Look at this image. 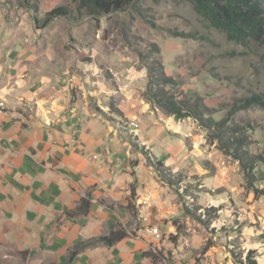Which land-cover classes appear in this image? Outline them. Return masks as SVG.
I'll list each match as a JSON object with an SVG mask.
<instances>
[{
    "label": "rangeland",
    "instance_id": "374dc122",
    "mask_svg": "<svg viewBox=\"0 0 264 264\" xmlns=\"http://www.w3.org/2000/svg\"><path fill=\"white\" fill-rule=\"evenodd\" d=\"M58 5L69 16L45 26L66 54L73 93L122 130L132 114L136 126L163 125L173 146L160 158L169 182L156 174L176 233L164 237L174 245L183 239L197 264H238L249 251L264 264V107L241 108L264 96V45L227 39L186 0H133L100 14L79 0ZM47 7L41 4L43 19ZM162 71L170 84L156 81ZM169 101L204 114L167 113ZM159 133L149 129L158 154L166 144ZM235 137L253 169L225 147Z\"/></svg>",
    "mask_w": 264,
    "mask_h": 264
},
{
    "label": "crops",
    "instance_id": "0c3cea01",
    "mask_svg": "<svg viewBox=\"0 0 264 264\" xmlns=\"http://www.w3.org/2000/svg\"><path fill=\"white\" fill-rule=\"evenodd\" d=\"M59 1L38 0L32 11L23 0H0V264H197L183 239L164 237L176 234L164 192L131 144L136 137L163 163L173 147L163 125L136 126L132 114L122 130L73 93L63 47L43 25L41 4L50 10ZM149 129L166 140L159 154ZM132 184L135 220L127 208ZM88 196L85 214H67ZM117 225L126 238L88 246L65 263L75 244ZM147 225L159 228V240Z\"/></svg>",
    "mask_w": 264,
    "mask_h": 264
},
{
    "label": "trees",
    "instance_id": "16d2710c",
    "mask_svg": "<svg viewBox=\"0 0 264 264\" xmlns=\"http://www.w3.org/2000/svg\"><path fill=\"white\" fill-rule=\"evenodd\" d=\"M133 0H79V8L89 7L93 14L95 13H110L111 11L121 10L126 4ZM192 3L195 12L202 18L207 20L209 24L217 30L225 33L227 39L241 43L243 45L248 42H254L260 45H264V0H186ZM24 4H31L35 6V11L38 9V0H23ZM69 16L68 8L65 6H57L46 12L43 25L48 24L52 20L58 17L67 18ZM171 77L167 76L163 71L159 75V79L156 81L163 84H170ZM151 90V89H150ZM150 97L158 102L163 108L166 107V103H162L158 97L157 92L148 93ZM260 105L264 107V96L259 94H254L251 97L244 100L241 108H246L251 105ZM187 106L178 105L174 101H169V106L167 107V113L182 114L184 112L189 116H194L197 119H201L204 111L198 113L197 111H189ZM131 136V134H130ZM132 147L138 149L146 158L148 165H151L155 172L158 174L159 178L164 182H169L167 179V173L164 171V167L160 160L152 157L144 146L137 143L136 137L131 138ZM246 144L243 140L237 137L228 140L225 143L227 149H231L232 155L235 159L239 160L243 166V169H253V163L250 156L242 152L240 153V148H243ZM134 163V162H133ZM264 194V192H261ZM135 186L131 185V193L129 196V201L127 208L130 211L133 220L137 218V207L133 203L135 200ZM90 207V198L81 199L79 205L68 211L67 214H85ZM128 233L124 226L117 225L114 229L106 235H101L97 237H92L86 241L79 242L75 244L70 250L65 263L70 262L82 249L97 244L103 243L107 246H112L122 239L126 238ZM238 264H257L254 256H252L251 251L248 252L246 256V261L242 259L236 260Z\"/></svg>",
    "mask_w": 264,
    "mask_h": 264
},
{
    "label": "built area",
    "instance_id": "2783aa9c",
    "mask_svg": "<svg viewBox=\"0 0 264 264\" xmlns=\"http://www.w3.org/2000/svg\"><path fill=\"white\" fill-rule=\"evenodd\" d=\"M146 228H147L146 230L148 232H153V236L155 239L159 240V233H161V232L157 226L147 225Z\"/></svg>",
    "mask_w": 264,
    "mask_h": 264
},
{
    "label": "bare ground",
    "instance_id": "6f19581e",
    "mask_svg": "<svg viewBox=\"0 0 264 264\" xmlns=\"http://www.w3.org/2000/svg\"><path fill=\"white\" fill-rule=\"evenodd\" d=\"M151 233H153V232H151Z\"/></svg>",
    "mask_w": 264,
    "mask_h": 264
}]
</instances>
